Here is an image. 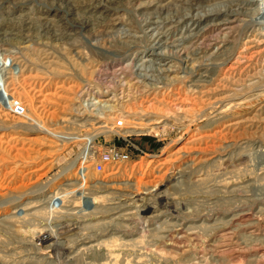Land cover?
Wrapping results in <instances>:
<instances>
[{"label": "rangeland", "instance_id": "rangeland-1", "mask_svg": "<svg viewBox=\"0 0 264 264\" xmlns=\"http://www.w3.org/2000/svg\"><path fill=\"white\" fill-rule=\"evenodd\" d=\"M0 264H264V0H0Z\"/></svg>", "mask_w": 264, "mask_h": 264}, {"label": "built area", "instance_id": "built-area-1", "mask_svg": "<svg viewBox=\"0 0 264 264\" xmlns=\"http://www.w3.org/2000/svg\"><path fill=\"white\" fill-rule=\"evenodd\" d=\"M129 155L128 153L124 151H120L116 148H111L107 151H105L99 161L96 163L97 170L99 172H102L107 164L115 163V162H120L123 160L128 159Z\"/></svg>", "mask_w": 264, "mask_h": 264}, {"label": "bare ground", "instance_id": "bare-ground-1", "mask_svg": "<svg viewBox=\"0 0 264 264\" xmlns=\"http://www.w3.org/2000/svg\"><path fill=\"white\" fill-rule=\"evenodd\" d=\"M57 34V33H56ZM55 35V34H54ZM147 62H149L150 63V65H147V70L148 69H151V71H155L156 70V68H155V66H154V64H160V63H157V61H154L153 59H148V60H146ZM142 67V66H141ZM160 68V67H159ZM149 72V71H148ZM150 73V72H149ZM92 101V100H91ZM103 127H105V126H103ZM111 129H113V128H111Z\"/></svg>", "mask_w": 264, "mask_h": 264}]
</instances>
